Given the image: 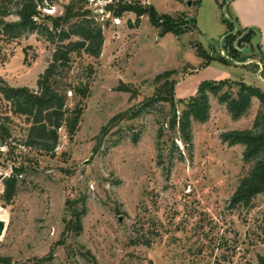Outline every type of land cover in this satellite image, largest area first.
I'll use <instances>...</instances> for the list:
<instances>
[{
	"label": "rangeland",
	"instance_id": "374dc122",
	"mask_svg": "<svg viewBox=\"0 0 264 264\" xmlns=\"http://www.w3.org/2000/svg\"><path fill=\"white\" fill-rule=\"evenodd\" d=\"M68 1L45 13L61 15ZM108 1L85 4L104 32L100 57L83 53L56 77L73 108L80 97L66 85L94 68L79 131L70 137L59 129L53 154L25 146L30 124L0 92V219L6 222L0 257L11 259L0 264H258L264 194L252 207H230L245 146L223 136L251 129L260 100L235 119L210 93V116L192 119L190 146L173 120L205 81L233 96L246 84L264 92L259 29L245 28L235 0H132L179 22V36L160 35L149 13L132 26L136 14L116 18L105 9ZM226 4L240 28L222 46L235 30ZM15 12L5 20H17ZM54 49L36 32L12 42L0 33V87L37 90ZM13 174L16 193L5 199L4 180Z\"/></svg>",
	"mask_w": 264,
	"mask_h": 264
},
{
	"label": "trees",
	"instance_id": "16d2710c",
	"mask_svg": "<svg viewBox=\"0 0 264 264\" xmlns=\"http://www.w3.org/2000/svg\"><path fill=\"white\" fill-rule=\"evenodd\" d=\"M57 1L0 0L2 39L8 42L20 41L25 34L36 32L55 46L52 59L38 81L37 90L25 86L13 87L7 83L0 87V92L10 102L14 112L24 116L30 124L25 146L51 154L55 152L59 142V129L66 128L70 137L79 131L85 111L84 99L91 91L94 68L92 65L86 67L85 80H81L76 85H66L80 97L73 108L67 104V95L59 90L56 77L69 70L74 59L82 56L83 53L99 58L105 42L102 27L92 16L90 8L85 5L88 0H69L64 5L63 13L55 17L45 13V10L54 7ZM14 7L17 20H5ZM105 9L116 18H121L129 12L136 14L135 23L130 22L132 26L140 25L142 17L149 13L150 20L159 30L160 35L173 33L179 36L183 31L180 30L179 22L174 21L172 17L161 15L154 6L147 8L140 1L110 0ZM229 26L233 27L234 24L229 22ZM73 37L78 39L73 40ZM230 37L232 35L225 41ZM197 50L201 55L205 54L202 45H198ZM25 52V61H28L27 49ZM221 85L212 81L203 82L199 95L192 99L180 117L174 118L173 125L179 126L185 143L190 146L192 119L205 121L210 116V93L219 96L222 102L227 103L235 119L240 118L250 109L254 98L260 100V108L251 129L232 131L223 136V140L231 145L245 146L243 173L239 178L230 207H252L256 197L264 194V92L256 86L246 84L236 96H233L228 92L221 93ZM153 103H148L147 107L153 106ZM15 170L20 173L18 167ZM4 183V197L11 199L16 193L17 174L6 178ZM1 261L10 262L11 259L0 257ZM258 264H264V256L259 257Z\"/></svg>",
	"mask_w": 264,
	"mask_h": 264
},
{
	"label": "crops",
	"instance_id": "0c3cea01",
	"mask_svg": "<svg viewBox=\"0 0 264 264\" xmlns=\"http://www.w3.org/2000/svg\"><path fill=\"white\" fill-rule=\"evenodd\" d=\"M252 1L255 2L249 3V6H245L242 5V0H235L234 9L236 10L238 17L243 19L245 28L254 27L259 29V36L264 46V21L261 23L257 19L259 14H262V11H264V0ZM262 18L264 19V16Z\"/></svg>",
	"mask_w": 264,
	"mask_h": 264
},
{
	"label": "water",
	"instance_id": "95a60500",
	"mask_svg": "<svg viewBox=\"0 0 264 264\" xmlns=\"http://www.w3.org/2000/svg\"><path fill=\"white\" fill-rule=\"evenodd\" d=\"M224 15L226 16V18H228V20L234 24L235 26V30L234 31H231L229 32L228 34H226L223 38H222V46H223V43L225 41L226 38H228L229 36L237 33L239 31V24L237 22H235L229 15H228V5L226 4L225 7H224ZM5 228H6V222L5 220L3 219H0V237L3 236L4 234V231H5Z\"/></svg>",
	"mask_w": 264,
	"mask_h": 264
}]
</instances>
